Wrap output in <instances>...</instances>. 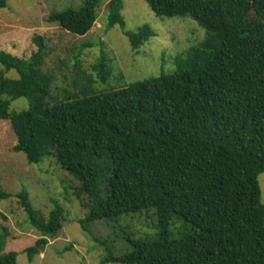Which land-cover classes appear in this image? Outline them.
<instances>
[{"label":"trees","instance_id":"obj_1","mask_svg":"<svg viewBox=\"0 0 264 264\" xmlns=\"http://www.w3.org/2000/svg\"><path fill=\"white\" fill-rule=\"evenodd\" d=\"M146 1L157 17L197 20L207 31L205 52L170 74L106 91L89 80L88 88L61 89L59 98L44 37L33 38L37 50L28 60L0 50V65L19 76L0 72V120L13 125L12 151L30 164L53 157L80 183L90 208L83 229L156 211L158 236L132 240L126 253H108L103 264H264V0ZM105 2L108 26L125 31L122 0H89L47 22L85 36ZM124 34L134 52L155 36L149 27ZM101 59L94 71L107 81L113 71ZM22 98L28 109L12 111ZM11 197L0 180V200ZM17 198L41 236L25 250L32 262L62 230L64 214L57 208L42 216L27 191ZM174 217L191 230L170 237ZM5 246L0 238V251ZM17 258L9 252L0 264Z\"/></svg>","mask_w":264,"mask_h":264},{"label":"rangeland","instance_id":"obj_2","mask_svg":"<svg viewBox=\"0 0 264 264\" xmlns=\"http://www.w3.org/2000/svg\"><path fill=\"white\" fill-rule=\"evenodd\" d=\"M89 0H8L0 8V50L20 59L28 60L37 50L35 36L46 39L50 55L46 69L57 78L56 96L62 90L88 88L94 82L97 91L121 88L135 82L173 73L177 65H185L189 58L204 53L202 47L207 31L192 17H157L146 0H122L121 16L125 31L136 33L140 28H151L155 36L134 52L124 30L117 25L108 26V2L102 5L93 29L85 36L73 35L55 24L50 16L67 10H80ZM104 58L113 73L103 81L94 66ZM182 58V62H176ZM0 72L10 79H19L16 71ZM90 82V81H89ZM24 98L13 102L12 111L28 109ZM17 137L10 120H0V180L11 198L0 200V238L6 246L0 256L18 253L17 264H103L108 253L119 256L131 248V241L154 240L160 233L155 210L119 218L90 223L83 229L81 221L87 218L90 208L88 196L81 192L80 183L62 169L53 157L39 164H30L23 153L12 148ZM264 202V174L259 176ZM27 191L33 208L48 217L59 208L64 214L62 230L55 239H48L32 262L25 250L41 237L31 226L29 216L19 205L17 195ZM191 226L182 219L169 222L170 237H179ZM109 247V249L107 248ZM116 264V263H108Z\"/></svg>","mask_w":264,"mask_h":264}]
</instances>
